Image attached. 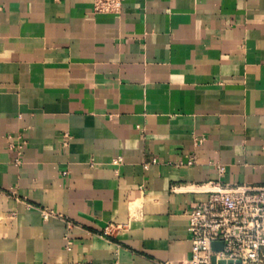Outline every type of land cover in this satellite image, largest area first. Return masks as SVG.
<instances>
[{"label":"crops","instance_id":"crops-1","mask_svg":"<svg viewBox=\"0 0 264 264\" xmlns=\"http://www.w3.org/2000/svg\"><path fill=\"white\" fill-rule=\"evenodd\" d=\"M92 3L0 0V264H175L209 188L264 186V0Z\"/></svg>","mask_w":264,"mask_h":264},{"label":"built area","instance_id":"built-area-1","mask_svg":"<svg viewBox=\"0 0 264 264\" xmlns=\"http://www.w3.org/2000/svg\"><path fill=\"white\" fill-rule=\"evenodd\" d=\"M125 1L93 0L92 9L96 13L117 14ZM64 137L69 138L68 134ZM16 139L18 144L14 146L13 161L19 164L25 142L21 135ZM202 140L196 138V143L200 144ZM195 159V154L190 155L186 164H193ZM120 162V157L113 160L114 164ZM215 167L220 174L225 171L220 163ZM66 174V170L62 171V175ZM50 214V211H42L44 218ZM187 215L190 253L175 264H264V186H212L207 198L192 204ZM213 242L221 243V249H213ZM66 244L69 249L70 241Z\"/></svg>","mask_w":264,"mask_h":264},{"label":"water","instance_id":"water-1","mask_svg":"<svg viewBox=\"0 0 264 264\" xmlns=\"http://www.w3.org/2000/svg\"><path fill=\"white\" fill-rule=\"evenodd\" d=\"M212 247H213V249H221L222 246H221V243L213 242L212 243Z\"/></svg>","mask_w":264,"mask_h":264}]
</instances>
